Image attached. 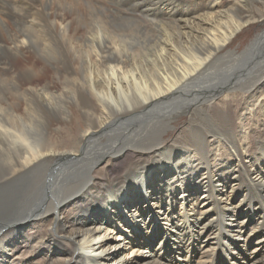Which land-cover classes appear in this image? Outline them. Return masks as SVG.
<instances>
[{"label": "bare ground", "instance_id": "1", "mask_svg": "<svg viewBox=\"0 0 264 264\" xmlns=\"http://www.w3.org/2000/svg\"><path fill=\"white\" fill-rule=\"evenodd\" d=\"M208 1L140 0L174 19L143 38L84 0H27L23 26L0 12V264H264V60L242 63L264 34L216 61L264 0ZM36 54L63 90L31 84Z\"/></svg>", "mask_w": 264, "mask_h": 264}, {"label": "rangeland", "instance_id": "2", "mask_svg": "<svg viewBox=\"0 0 264 264\" xmlns=\"http://www.w3.org/2000/svg\"><path fill=\"white\" fill-rule=\"evenodd\" d=\"M81 1H83V0H81ZM87 1L89 2V4L96 5V6L100 7V8H104L106 10H110V11L114 12L115 14L117 13L119 16H121L122 17L121 19L124 20L125 23L128 24V27H129L127 29L125 28V31H126L127 35H131L132 34L135 37H137V35H138V36H140V38H143L145 34H146V36H148V34H149L148 37H150V35L151 36L157 35V34H159L158 33L159 31L156 30L158 23L159 24H162V23H170V24H172V22H173L172 20H174V19H170V18H164L161 15H155L154 16L153 13L147 12L148 8L151 9V5L147 4V3H146L147 5H145V3L142 4L140 2V0H130L129 2H125V3H120L118 0L117 1L116 0H113V1L112 0L111 1H109V0H84L85 3ZM174 1L177 2V0H174ZM207 1L208 0H182V6L181 7L182 8H189L190 7V11H191L190 17H197V16L202 14L201 10H204L203 9L204 6H206L207 3L209 4V1L208 2ZM229 1L230 0H222V1H220V2H223V3H220L219 5H216L217 7L215 9H219V10L221 9L220 11H225L228 14L230 12V10H231L230 9L231 6L229 7ZM26 2H27V0H2V4H0V12L1 13H5L7 15L8 12L11 13L14 10L15 14H13L12 20L15 21L18 25L20 24L21 26H23L25 24L23 22V18L24 17L22 19L20 18L21 15L19 13L20 12L19 9L24 7ZM135 4H136V6H135ZM142 5L146 6V8H141ZM256 5L261 8V13L262 14L257 12L256 7L252 9L254 14L257 17V21L251 22L249 24V26L245 27L234 38V40L228 46V48H226L225 50H223V52L220 53V56H219L220 59H217L216 61H219V60L220 61L221 60L222 61H226V60L227 61H231L233 59V56L228 54V52H235L237 54H241L242 52H244L256 40V38L259 35H263L264 34V18H262V15H264V7L260 3H257ZM89 10H93V9H89ZM142 10H143V12H141ZM82 11H83V8H82ZM247 11H248V9L246 10V13H247ZM83 14H84V12L81 13V14H77V15H80L81 17H85V15H83ZM0 16H2V14H0ZM77 17L78 16H76V15L68 16L67 23H69L70 25L75 26V20L77 19ZM2 18H4V17H2ZM95 23H97V20H94V24ZM8 24H9L10 27L13 26V23L12 24L8 23ZM140 26H141V28L139 29L138 27H140ZM17 28L18 27L16 25V30H17ZM135 40H136V38H135ZM5 41H7V39H5ZM139 42H140V40H139ZM65 45L66 44L59 45L58 46L59 49H56V50L54 49V53H56V56L58 57V60H56V62H59V61H62V60H67V59L71 60L73 58L74 54L72 52V48L70 46L65 47ZM32 51H35V49H32ZM19 52H20V54H22L23 51L20 50ZM28 54H25V56H28ZM30 54L32 55V53H30ZM22 58H23V56L20 57L19 55H17V57L15 59L14 69H16V70L24 69L25 64H24V61H23ZM39 60L42 61V62H45L42 59V57H40V55L36 54L35 55V59L32 60L30 64L32 66H34L35 68H37V69L39 68L40 69V68L43 67L42 65H45V64L44 63L42 65L39 64ZM263 60H264V38L261 41V44L258 46V48L255 49V51L250 55L249 58H246L244 61H242V63L244 65H247V66L248 65L249 66H251V65L254 66L257 63L263 62ZM52 66H50V67L49 66L48 67L44 66L42 68L43 72L41 71L42 73H40L39 75H34L32 77L31 84L34 85V86L35 85L36 86H40V85L42 86V85L48 83V84H50L51 90H53V91L57 90L59 92V91L63 90L64 89V85L63 84L61 85V83L58 80H54L53 79V74L52 73L54 71L52 69L53 68ZM59 67H62V63H61V65L59 64ZM79 68H80V66H79ZM21 84H22V87H24V88L28 87V84L25 83V82H21ZM0 88H1V84H0ZM188 119H189L188 116L185 115V114H181V115L175 116V121L172 123V125L175 127V129L169 130L167 133H165L162 136V142L164 143V145L172 143V141L176 138V136L178 134V131L180 129H182L184 126L187 125ZM202 123H203L202 124L203 126L206 125V121H204ZM140 125H141V123H140ZM154 134H156V135H154ZM158 136H159V134L157 132L153 131L148 136L142 138L138 143L136 142L135 138H133L132 141L135 144H138V145L153 144L154 142H156L158 140ZM126 137H128V136H126ZM126 137H125V140H128V139H126ZM178 142H179V144H184L185 143V142L182 141V139L179 140ZM130 153H132V152L130 151ZM128 156H129V154L125 158H123L121 161L116 162L112 167L109 168L111 176L120 177L121 175H124V168H125L127 162L129 160H131V159H133V160L135 159L131 155H130L131 158L129 159ZM51 163L54 164L55 163L54 160L51 159ZM2 215H5V213H3Z\"/></svg>", "mask_w": 264, "mask_h": 264}, {"label": "snow or ice", "instance_id": "3", "mask_svg": "<svg viewBox=\"0 0 264 264\" xmlns=\"http://www.w3.org/2000/svg\"><path fill=\"white\" fill-rule=\"evenodd\" d=\"M117 239H119V238L117 237Z\"/></svg>", "mask_w": 264, "mask_h": 264}]
</instances>
